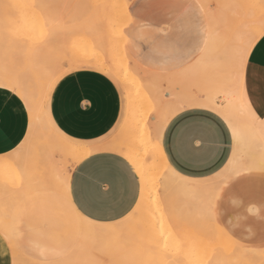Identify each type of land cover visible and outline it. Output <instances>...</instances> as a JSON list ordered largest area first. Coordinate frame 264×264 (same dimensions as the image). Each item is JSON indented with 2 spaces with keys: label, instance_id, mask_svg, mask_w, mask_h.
<instances>
[{
  "label": "rangeland",
  "instance_id": "374dc122",
  "mask_svg": "<svg viewBox=\"0 0 264 264\" xmlns=\"http://www.w3.org/2000/svg\"><path fill=\"white\" fill-rule=\"evenodd\" d=\"M260 2L261 0H0V7L3 9L1 11L3 15L0 17L1 52L3 51L2 55L6 60L5 62H11V64L5 63L7 64L6 69L10 68L8 69L9 71L12 68L15 71L16 69L22 70V68V71H31L32 68L33 71H58L63 69H57L63 61H69L70 57L75 59L89 53L91 57L100 58L108 64L113 63L117 68L125 71L128 69L126 66H128L129 60H135L129 55L130 45L127 39L129 31L148 22L152 28L154 27L157 30L159 36H162L157 42L161 41L163 44L167 40L164 37L169 39L167 42H171L176 38L177 32H179L177 26L180 24L185 40H188V38L191 40L193 37L191 30L192 14L194 11L188 6L195 4L205 5L203 14L206 13L208 17H211L210 21L216 27L215 33L219 34V36L215 37L219 39L217 40L218 42L210 41L207 45L208 49L206 50H209L207 53L204 50H201L200 53L194 52L189 58L188 65L183 68H173L171 72H168L158 68L157 65H152L143 71L144 77L142 74H138L139 76L133 75L132 78L133 86L135 87L132 89L137 90L139 93L140 90L144 91V96H147L145 99L141 96V93H136V98L132 95L130 96L132 99H130L129 107L132 108L134 105H138L137 109L139 114H141V126L145 127L144 121L150 122L156 115L155 113L149 115V108L154 106L157 109V105L146 92V85L148 84L150 87L157 88L158 92L162 94L168 92L171 94L175 93L182 98L189 97V100L193 103L188 110L178 111L171 117L166 130L168 136H170L171 130L180 129L183 126L179 122L184 117L183 114L188 112L187 117L193 123L197 121L195 116L200 111L214 113L209 107L196 105L194 101L206 97L205 95L213 87L214 72L223 71L231 61L230 55L224 52L226 47L225 39L232 38L233 32L241 28L247 32L250 25H252V19L261 18L262 10L259 7H248L249 5L258 6ZM206 8L209 9L206 10ZM132 9L140 11L143 16L142 22H139L133 16ZM208 12L210 13L208 14ZM232 28L234 29L232 30ZM160 44L158 43V45ZM222 46L223 48L221 49ZM6 49L7 52H5ZM205 54L209 57H206ZM208 58L211 59L208 61ZM118 62L119 65L117 64ZM209 62H212V65ZM243 73L246 76V68ZM144 83L145 86L142 85ZM160 90L163 91L161 92ZM119 92L122 99L120 117L113 129L106 136L96 141L110 142L116 139L121 129L124 120L125 99L123 91L119 89ZM176 95H171L170 101L166 106L163 105L162 110L172 108L171 104H175ZM250 98L258 105V117L264 119L261 116V112H264V106L260 108L257 98ZM149 100H151V105ZM139 102H141L140 107ZM218 103H221L219 99ZM196 124L195 122L192 125L193 131L196 129ZM42 131H44V136L52 138V134L46 128ZM37 135L35 134L33 139L39 145L32 143L30 148H25L26 146L23 145L22 147L20 145L23 142L21 141L13 151L0 155V214L3 216V222L6 219L10 221L5 222L8 227L4 225L9 233L6 230H0V233L4 232V238L10 235V237H6V240H9L12 264H38L34 258L33 251L36 242L42 241L43 233L55 236V240H51L50 244L56 247L61 244V240L56 239V236L68 233L73 226H76L78 221L75 216L60 206L56 208L54 213L46 215H43L42 212L31 211V201L18 196L22 187L29 181H26L27 174L34 172L41 175L46 169L44 149L41 146L42 140L36 137ZM19 145L21 147L18 150ZM197 150L198 145L196 142L192 148L193 156L200 158L207 153L203 150V155H194V151ZM20 151L21 153H19ZM23 151L25 152L23 153ZM28 151H33L37 155L33 152V154L29 152L27 155ZM39 154L40 156H38ZM231 154L227 156L226 164H228V158ZM53 156L57 157L56 159H62L61 161L65 163L66 170L74 165L69 157L61 155L58 151H55ZM18 157L20 160L22 159V163H20ZM191 161L193 164L192 159ZM203 162L205 163L200 167L199 174L195 178L198 181H203L205 177H211L212 182L220 183L223 177L213 176V171L218 172L226 164L216 160L213 161L212 158L205 159ZM161 166L158 161L155 170L156 174L163 171ZM180 172L183 173L181 170ZM240 173L237 176L228 169L225 175H230L233 179L228 181V187L225 189L221 199L216 202L215 215L212 218H209L203 210L201 197L197 200L188 201L189 203L185 202L174 188L168 190L169 193L166 194L159 182L155 186V191L158 194L151 195L140 211L133 214L127 227L123 228L125 233L121 230L120 234L118 232L115 235L118 239L115 237L114 239L111 236H108L110 239L106 236L95 241L91 239L88 241L87 239L83 241L78 252L69 251L64 256L68 257L67 261L70 264H79L80 261L85 260L90 261L91 264H128V262L130 264V261L135 258L137 260H134L135 263L139 260L148 262L150 258L149 261L153 259L154 264H173L182 261L188 262L187 264H194V261L198 262V264H207V258H209L208 261L212 258L219 259L221 255L222 258L220 257V259H224L230 264V262L236 260L235 257L239 249H253L251 244H257L253 246L254 249L264 251V217L260 212L257 214V212H252L251 210L252 207L264 205V172L260 169H250ZM195 189L200 190V186H196ZM239 196L242 198V211L246 212L245 214L243 213V218L240 221H235L232 219V213L223 217L225 206L229 207L225 202L232 203L234 197ZM251 196L254 197L252 204L250 203ZM13 198H15L14 203L16 205L12 206L14 209L12 210L11 208L7 213L5 212V207L9 203V205H14L10 202L14 201ZM1 204H3V207ZM230 206L232 207L233 204H230ZM1 207L3 210H1ZM167 207L168 209L170 208V211ZM200 209L202 213H205L202 214ZM230 211H233V209ZM198 215L203 217L200 218L201 216L199 217ZM205 215L208 218L207 220L204 217ZM173 216L178 218L177 221L174 219L173 230L165 229L166 226L164 225L161 226L162 223L165 224L163 221L161 223L162 219L166 220L167 217L174 218ZM184 216H187V221H185ZM188 216L189 219H187ZM202 221L205 224H202ZM184 222L185 224L182 225ZM235 222H238L240 227L247 230L245 231L247 235L243 234L240 236L231 233L229 228L234 227ZM209 225L211 226L209 227ZM1 229L5 228L1 227ZM204 231L207 232V236ZM5 233H7L6 236H4ZM250 233L252 236H250ZM118 234L121 235V238L120 236L118 237ZM175 235L177 236L175 237ZM214 244L217 246L214 247ZM128 258L129 261H127ZM55 260L57 259L51 261ZM32 261H35V263H32ZM135 263L133 262V264Z\"/></svg>",
  "mask_w": 264,
  "mask_h": 264
},
{
  "label": "crops",
  "instance_id": "0c3cea01",
  "mask_svg": "<svg viewBox=\"0 0 264 264\" xmlns=\"http://www.w3.org/2000/svg\"><path fill=\"white\" fill-rule=\"evenodd\" d=\"M132 12L133 16L142 22L143 16L140 11L132 9ZM192 15L193 37L191 40L189 38L185 40L179 24L177 26L179 32L174 40L167 42L169 39L164 37L167 40L163 44L161 41L157 42L162 36H159L157 30L147 22L129 31L127 35L130 45L129 54L146 68L157 65L158 68L171 72L173 68L187 66L191 55L194 52L200 53L202 50L210 22L207 14L199 10L194 11ZM158 43L161 44L158 45ZM67 62L63 61L57 69L66 66ZM58 77L60 79L57 86L48 87L44 102L45 116L49 125L66 141L82 145H99L102 142L96 140L106 136L113 129L121 114L122 99L115 85L117 79L92 66L71 67L70 73H66L65 69L53 80ZM243 91L251 111L258 117V105L250 97L257 98L260 108L264 106V43L257 44L255 51L246 59ZM123 112L125 113V103ZM213 112L214 115L200 111L195 116L197 121L193 123H197L195 129L197 132L193 131V123L187 117L188 112L183 114L184 117L181 120L179 119V122L183 124L180 129L171 130L170 136L165 132L163 144L175 169L181 168L177 170L197 177L205 159L212 158L213 161L226 164L227 156L231 153L232 141L223 123V118L215 111ZM29 122V112L22 107V101L9 89L0 88V155L17 147L26 135ZM196 142L198 150L194 151V155H203V150H205L207 152L205 156L200 158L193 156L192 148ZM124 160L123 156L115 152L96 151L72 167L74 184L93 206L88 220L95 224L104 225L121 220L122 217L106 209L117 204L127 206L132 200L134 190L137 191L136 198L138 199L139 194L135 185L139 183V178L133 180V174ZM243 169L236 163L229 167L231 172H242ZM22 198L31 201V211L42 212L46 215L54 213L60 206L78 219L76 226H73L68 233L56 236V239L61 240V244L56 247L50 244L51 240H55V236L43 233L42 241L36 242L34 247L35 260L52 262L51 260H58L71 251L79 239L83 218L73 211L64 195L53 189H39ZM253 198L250 197L251 204ZM225 204L229 207L225 206L223 217L232 213V219L240 221L243 213H246L242 211L241 196L234 197L232 203L225 202ZM230 204L233 206L231 207ZM231 209L233 211H230ZM251 210L257 214L260 212L264 217L263 204L252 207ZM229 230L233 235H247L245 234L247 230L240 227L238 222H235L234 227H230ZM250 236H252L251 233ZM256 245L251 244V247ZM0 264H12L9 244L1 233Z\"/></svg>",
  "mask_w": 264,
  "mask_h": 264
},
{
  "label": "bare ground",
  "instance_id": "6f19581e",
  "mask_svg": "<svg viewBox=\"0 0 264 264\" xmlns=\"http://www.w3.org/2000/svg\"><path fill=\"white\" fill-rule=\"evenodd\" d=\"M8 1H12V0H8ZM208 9L209 8H206V10H208ZM1 11H3V9L0 7V17L3 15L1 13ZM209 13L210 12H208V14ZM22 16H23V14H22ZM5 18H6V16H5ZM209 18H211V17H209ZM210 22H209V30L206 32L204 41L207 39L208 43H210V41L211 42H214V41L218 42L217 40H219V39H217L215 37L219 36V34L215 33L216 27L213 24V22H211V23ZM260 22H261V18L252 19V23H251L252 25H250V28L247 32L243 31L241 28L238 31L233 32L232 38L227 39V40L225 39L224 43H225L226 47H225L224 52H226V54L230 55L231 61H230L229 65L225 69H223V71L214 72L213 87L207 93V95H205L206 97L194 101V104H196V105H199V106L204 105V106L210 107L212 109L215 108L216 109L215 112L216 113L218 112L219 115L223 118V120L224 119L230 120L231 123L234 125V127H236L237 130L242 134L241 135V149H242L241 151L245 154L246 157H252L253 158L252 160L247 161L248 167L244 168L242 171H246V170H250V169H260L259 161H260L261 152H262V139H261L262 134H261L260 126H259V121L257 120L255 124H252L251 121H252L253 112L252 111L248 112L247 110L243 109V107H242L243 102L244 101L247 102V99H246V97L244 95V91H243L244 73H242V75H241V86H242L241 107H235V106L229 107V100L226 97L225 93L228 91V89L230 87V72H231L234 50L239 45V43L242 39H246L247 35L250 34L252 31L258 30ZM233 29L234 28H232V30ZM232 30H230V31L232 32ZM0 39H1V36H0ZM222 48H223V46L221 47V49ZM46 49H48V48H46ZM206 49H208V48H205V45L203 44L202 50H204L205 53H207V51H209ZM5 52H7V49ZM2 53H3V51L1 52V43H0V84L8 83V85H9L8 89L9 90L11 89V87L13 85H15L17 88V92L22 96L26 95L28 97L29 103L32 104L31 112L28 111L29 117H30L29 126L27 129L26 135H25V139L22 140L23 141L22 143L20 142L21 143L20 145H22V147H23V145L26 146L25 148H28V147L30 148L31 147L30 145L32 143L33 144L36 143L35 145H39V143L34 142V139H33L35 137V134L36 135L38 134L36 137H39L40 140H42L41 146L43 147L42 149H44L43 152H44V156L46 159V169L44 170L45 172H43V174L41 173V175H38L37 173H34V172L33 173L30 172V174H27L26 175V181L27 180H29V181H27L26 185H24L22 187V190L20 191L18 196H20L22 198L25 195L29 194L30 192L35 191V190H39V189H53V190H56L62 194L64 193L63 178H64V175L66 174L67 170H66L65 163L61 161L62 159L61 160L56 159L57 157L53 156V154H55V151L60 152L61 155H63V156H67V158L69 157L72 160V162L74 163V165L77 164L79 161H81L83 158L87 157L88 155H90L93 152L111 151V152H115V153L120 154L124 158H128L133 163H135L137 165V167H139L140 170L144 173L145 179H144V185H143V187H144L143 195H142V197L140 195L138 196V200H140V204L138 207L136 205H134V207H136L135 212L140 211L141 207H143L145 205L146 201L148 200V198L151 195L158 194L155 191V186L158 185L159 182H160L161 186L163 187V191H165L166 194L169 193L168 190H171L172 188H174V190H176V192L180 195V198L185 202L197 200L199 197H201L200 190L195 189V187L196 186L198 187V185L185 184V182L181 179V177H187L190 180H196V181H198V179H196L193 176H189L187 174L181 173L179 170L175 169L173 167L172 163L170 162V160L166 154L164 144H163L165 134H164L163 140L161 142V152H156L155 149L153 148V145L156 143L155 133H154L153 129H154V126H155V123H156L158 117L155 115V117L153 118L152 121L148 122L147 125L145 124L146 125L145 127L141 126L140 125L141 114H139V111L137 109L138 105H134L132 108L129 107L130 99H132L130 96L132 95L134 98H136L137 97L136 93H139V92H137V90H133L135 88L133 86V82H132L133 75H138V74L141 75L142 74V76L144 77L143 71L147 70V68L142 67L137 61H135L133 59H130L128 66H126V68H128V69L125 71H122L119 68H117V66L113 65V63L108 64V63H105V61H103L100 58L91 57L90 53L85 54L81 57H77L75 59H71V57H70L66 66H68V65H70L71 67L92 66V67L98 68L104 72L111 74L113 77H115V79L120 80L122 86L125 89L124 90L125 113H124V117H123L124 120H123V124L121 126V129L119 130V133L117 134L116 139H114L110 142L108 141L107 143H105V141H104V142L100 143L99 145L93 146V151L91 153H89L87 148L85 147L87 145L72 143V142L66 141L65 139H63L59 135H57L54 132V130L51 128V126L49 125V123L46 119V116H45L44 102H45V97H46V93H47L49 84L51 83V81H53V79L59 73H61L62 71H64L66 69V66H64L63 69L58 70V71H52V70H49V71L34 70L33 71L32 67H30V68H32L31 71L29 69H28L29 71H22L23 68H22V70L16 69V71H15V69L12 68L13 66L12 67L9 66L13 69V71H11L12 69L9 71L8 69H10V68L6 69L7 64H5V63L11 64V62L10 61L5 62L6 60L3 57ZM210 53H211V51H210ZM205 55H206V57L208 56L207 54H205ZM218 56H221V55H218ZM98 57H99V55H98ZM210 59L208 58V61ZM115 62H117V61H115ZM117 64L119 65V62ZM210 64L212 65V62ZM22 66H23V64H22ZM4 70H8V71H4ZM25 70H27V69H25ZM125 72L127 73L126 79H125ZM145 83L142 85L145 86ZM148 85H146L147 86L146 92L149 95V97L152 98L156 102L158 110H162L163 105L164 106L167 105V103L171 99L170 98L171 95H174V96L176 95L175 93L171 94L168 92H165L162 94V93L158 92L159 90L157 88L152 87V86L150 87V85L149 86ZM140 93L144 99H145V97H147V96H144L145 95L144 91L140 90ZM218 99L221 101V103H218ZM139 103H140L139 104V107H140L141 102H139ZM133 104H135V103H133ZM142 104H143V102H142ZM192 104L193 103L191 102V100H189V97L182 98V97L176 95V102H175V104L174 103L171 104V107H172L171 109H179V111H182L184 109L190 108L189 106H191ZM247 107H248V109H250L248 102H247ZM168 123H169V121H168ZM44 128H46L52 134L51 139L49 137L43 135L45 130L44 131H42V130ZM150 131H152V133H153L151 138L148 135V133ZM165 132H166V130H165ZM20 145L18 147V150L21 147ZM15 151H17V150H15ZM21 151L19 153H21ZM24 152L25 151H23V153ZM29 152H31V151H28L26 154L28 155ZM32 152H31V154L34 153V152L33 153ZM26 154H24V155L26 156ZM34 154L37 155V153H34ZM19 156H20V154H19ZM38 156H40V154ZM19 160H20V158H19ZM21 161H22V159L20 160V163H22ZM158 161H159V163H161V165H162L161 167L163 168V171H161L159 174H156L155 170H156ZM23 162H24V160H23ZM69 162H71V161H69ZM22 170H23V168H22ZM229 171L231 172V170H229ZM231 173L236 175L237 172H231ZM177 174H179V175H177ZM13 199H14V201L13 202L10 201V202H11V204L13 203L14 205H9L10 203L7 204L8 206L6 205L7 207H5L6 208L5 212L8 213V211L11 208H12V210L14 209L12 206H15L16 203H14L15 198H13ZM2 205L3 204H1V206ZM2 207H1V210H3ZM183 207L185 208V206H183ZM167 209H168V207H167ZM168 210L170 211V208ZM187 210H188V208H187ZM201 211L202 210L200 209V212ZM134 213H132L131 215H126V217H127L126 219L122 218L121 220H118L116 222L104 224V225L95 224L88 219H82L79 239H78L76 245L72 248L71 252H78L79 247H81V245L83 244V241H85L87 239H88V241H90V239L95 241V240H99L102 237H106V236L107 237L111 236L113 238L115 237L116 239H118L115 235L118 232L120 234L121 230L124 232L123 228L127 227V225L130 222L129 220H130V218H132ZM179 213H181V212H179ZM204 213H202V214H204ZM11 214H9V215H11ZM173 214H174V212H173ZM1 215L2 214H0V220L4 224H2L0 221V224H1L0 226L2 228H5V229H1V227H0V230L4 231L8 227V224H6L7 223L6 221H8V220L7 219L5 220L6 223L3 222L4 219H3V216H1ZM174 216H176V215H174ZM182 217H183V215H182ZM186 217L184 216L185 221H187ZM202 217L203 216H201L200 218H202ZM204 217L206 218L207 216L205 215ZM190 218H191V215H190ZM174 219H176V221H177L178 218L167 217L166 220L162 219L161 223L163 221L165 224L162 223V225L166 226V228L164 226L163 227L165 229L171 230L175 224ZM187 219H189V216ZM195 219H196V216H195ZM207 219L208 218H206V220ZM8 222H10V221H8ZM203 223L204 222L202 221V224ZM184 224H185V222L182 225H184ZM4 225L7 227H4ZM210 226L211 225H209V227ZM200 228H201V226H200ZM160 230H161V228H160ZM6 232L9 233L8 230H6ZM204 232H206V231H204ZM3 233H1V234L3 235ZM7 233H5L4 236H6ZM178 233H180V232H178ZM185 233L188 235L187 232H185ZM119 234H118V237L120 236V238H121V235H119ZM207 235L208 234L206 232V236ZM8 236L10 237V235H8ZM8 236H6V237H8ZM176 236L177 235H175V237ZM6 237H5V239H6ZM108 239H110V238L108 237ZM115 241H117V240H115ZM183 244H184V242H183ZM216 246L217 245H215L214 247H216ZM96 247H97V245H96ZM219 247H221V246H219ZM226 247H228V246H226ZM232 247H234V246H232ZM252 248L253 249H250V250H245V249L240 250L239 249L240 251L236 248V250H238V251H237V254L235 257L236 260L233 262H237V264H248V262H250V264H264V255H261L262 251L256 250V249H254V247H252ZM121 252H123V251H121ZM224 253H222V254H224ZM147 257H149V256H147ZM220 257H221V255L219 256V259L212 258L209 261H208L209 258H207L206 260L208 262L205 259L204 260L206 261L207 264H229L228 261H224V259L222 260V259H220ZM67 258H68L67 256L66 257L64 256V257H62L56 261H52V262H55V264H70V262L67 261ZM190 258H192V257H190ZM21 259L24 260V258H21ZM149 259H148V262L147 261L145 262L144 260L142 261L139 259H138L139 261L136 263H135V261H137V260H135V261L132 260V261L135 264H150V262H152V264H154L153 259H151L150 261H149ZM225 259H226V257H225ZM24 261H26V260H24ZM127 261H129V258ZM132 261H130V264L131 263L133 264ZM33 262L35 263V261H32V263ZM28 263H30V262H28ZM37 263L38 264H46V262H42V261H37ZM187 263H186V261H182V262H178V263L175 262L173 264H187ZM128 264H129V262H128Z\"/></svg>",
  "mask_w": 264,
  "mask_h": 264
},
{
  "label": "snow or ice",
  "instance_id": "6c2138e0",
  "mask_svg": "<svg viewBox=\"0 0 264 264\" xmlns=\"http://www.w3.org/2000/svg\"><path fill=\"white\" fill-rule=\"evenodd\" d=\"M189 8L193 9V11L199 10L201 13L203 12L205 5L195 4L189 5ZM248 7H259L262 10L261 22L258 30L252 31L247 35L246 39H242L239 45L235 48L233 53V60L230 72V87L228 91L225 93L226 97L229 100V107H241V94H242V86H241V75L246 68V59L249 58L252 52L255 51V47L259 43H264V0H261L260 4L257 5H249ZM259 37V39H257ZM205 48H207L208 40L204 41ZM71 72V66H66V73ZM127 78V73L125 72V79ZM58 77L56 80L51 81L49 87L55 88L58 84ZM115 85L121 91H124V87L121 84L120 80H116ZM0 88L8 89V83L0 84ZM10 91L16 95L22 101V107L31 112L32 104L29 103L28 97L26 95L22 96L17 92V88L13 85ZM149 104L151 105V100H149ZM243 109L251 112L247 107V102L244 101L242 105ZM212 111H216L215 108L211 109ZM179 109H167V110H157L154 106L149 108V115L153 113L158 117L155 126L154 133L156 143L153 145V148L156 152H161V142L163 140L165 130L168 125V121L171 117L178 112ZM219 115V113H216ZM261 116L264 117V112H261ZM259 121V126L261 129V139H262V152L259 161L260 170L264 172V119H260L255 117L252 114V124H255L256 121ZM147 125L148 121H144ZM225 128L230 133V139L232 141L231 144V156L228 158L229 163L221 168L218 172L213 171V176L223 177L220 183L212 182L211 177H205L203 181L190 180L187 177H181V179L185 182V184L189 185H198L200 186V194L202 198L203 210L206 212L209 218H212L215 215L216 202L219 201L222 195L225 192V189L228 187V181L233 179L230 175H225L229 169V167L236 163L239 164L243 168H247V161L252 160V157H246L245 154L241 151V133L237 130L236 127L231 123L230 120L224 119L223 121ZM152 131L148 133L149 137H152ZM16 145H14L15 147ZM89 153L93 151L92 145L85 146ZM124 163L129 168V171L133 174V180L135 181L137 177H139V183L135 185V189L138 190V194L142 197L144 190V173L140 170L139 167L135 163H133L128 158H125ZM241 173L237 171L236 175H240ZM179 175V174H177ZM64 184V198L71 205L73 211L81 216L83 219H88L91 216V211L93 209L92 204L89 199L84 196L79 188L74 184V174L71 167H69L66 171V174L63 178ZM137 191L134 190L132 192V200L127 205L117 204L115 206H110L106 209V211L115 212L118 216L122 218H127L124 214L128 213L131 215L136 211V207L132 205H136L137 207L140 204V200L136 198ZM130 209V210H129ZM162 226V224H161ZM261 255H264V251L261 252ZM46 264H55V262H46ZM79 264H91L90 261H80ZM194 264H198V262L194 261ZM230 264H237V262H230Z\"/></svg>",
  "mask_w": 264,
  "mask_h": 264
}]
</instances>
